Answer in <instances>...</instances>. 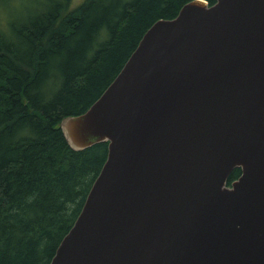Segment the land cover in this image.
Wrapping results in <instances>:
<instances>
[{
    "label": "water",
    "instance_id": "water-1",
    "mask_svg": "<svg viewBox=\"0 0 264 264\" xmlns=\"http://www.w3.org/2000/svg\"><path fill=\"white\" fill-rule=\"evenodd\" d=\"M59 129L107 157L50 264H264V0L157 21Z\"/></svg>",
    "mask_w": 264,
    "mask_h": 264
},
{
    "label": "trees",
    "instance_id": "trees-1",
    "mask_svg": "<svg viewBox=\"0 0 264 264\" xmlns=\"http://www.w3.org/2000/svg\"><path fill=\"white\" fill-rule=\"evenodd\" d=\"M194 0L20 4L0 22V264H50L107 157L72 150L59 129L83 114L147 30ZM213 5L215 0H204ZM235 169L229 186L240 176Z\"/></svg>",
    "mask_w": 264,
    "mask_h": 264
},
{
    "label": "rangeland",
    "instance_id": "rangeland-1",
    "mask_svg": "<svg viewBox=\"0 0 264 264\" xmlns=\"http://www.w3.org/2000/svg\"><path fill=\"white\" fill-rule=\"evenodd\" d=\"M27 1L28 0H0V22L3 21L5 15H7V17L17 16L21 3H22L21 8L23 9L27 8L29 10ZM31 1L37 2L40 0H31ZM83 1L84 0H70L69 6L71 9H73L76 6L80 5ZM36 4H38V2L32 3V8L33 6L35 7Z\"/></svg>",
    "mask_w": 264,
    "mask_h": 264
}]
</instances>
